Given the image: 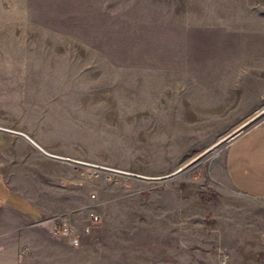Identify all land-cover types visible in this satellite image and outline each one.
<instances>
[{
    "label": "rangeland",
    "instance_id": "1",
    "mask_svg": "<svg viewBox=\"0 0 264 264\" xmlns=\"http://www.w3.org/2000/svg\"><path fill=\"white\" fill-rule=\"evenodd\" d=\"M144 1L0 0V126L148 176L199 157L165 181L69 163L105 264H264V209L225 206L223 173V139L264 109V0Z\"/></svg>",
    "mask_w": 264,
    "mask_h": 264
},
{
    "label": "crops",
    "instance_id": "2",
    "mask_svg": "<svg viewBox=\"0 0 264 264\" xmlns=\"http://www.w3.org/2000/svg\"><path fill=\"white\" fill-rule=\"evenodd\" d=\"M149 1L128 4H167ZM72 170L71 164L0 131V264H105L103 249L94 251L91 246L92 225L86 231V225L72 218L84 208L73 205ZM223 173L232 189L225 206L264 209V119L230 141ZM61 221L79 229V245L71 242L72 236L53 235L54 225ZM227 238L224 246L229 249L233 241L231 235ZM218 260L217 255L211 257L213 262ZM249 261L256 262L248 253L228 252L222 259L224 264Z\"/></svg>",
    "mask_w": 264,
    "mask_h": 264
},
{
    "label": "water",
    "instance_id": "3",
    "mask_svg": "<svg viewBox=\"0 0 264 264\" xmlns=\"http://www.w3.org/2000/svg\"><path fill=\"white\" fill-rule=\"evenodd\" d=\"M263 119H264V109H262L260 112L256 113L254 116H252L251 118L246 120L239 127H237L235 130H233L231 133H229L223 139V142H227V141L233 140L234 138L239 136L241 133H243L247 129L253 127L254 125L259 123ZM0 131H2L4 133L14 134V135H18V136L23 137L29 143H31L37 150H39L42 154H44V155H46L48 157L54 158V159L62 160V161H65V162H68V163H72V164H80V165L91 166V167H95V168H98V169H102V170H106V171H113V172H117V173H120V174H123V175H128V176H132V177H136V178H140V179L151 180V181H165V180H168V179L174 177L175 175L181 173L183 170H185L188 166L193 164L199 158V157H196L195 159L187 162L186 164H184L183 166L179 167L177 170H175V171H173V172H171L169 174L162 175V176H148V175L138 174V173H134V172H129V171H125V170H120V169H116V168H112V167H107V166H103V165H99V164H95V163L82 161V160H78V159L71 158V157H68V156H63V155L51 153V152L47 151L45 148H43L39 143H37L28 134H26V133H24L22 131H18V130L11 129V128L4 127V126H0Z\"/></svg>",
    "mask_w": 264,
    "mask_h": 264
},
{
    "label": "built area",
    "instance_id": "4",
    "mask_svg": "<svg viewBox=\"0 0 264 264\" xmlns=\"http://www.w3.org/2000/svg\"><path fill=\"white\" fill-rule=\"evenodd\" d=\"M90 218L92 222H98L100 217L98 214L91 213ZM86 231H89L88 227L86 228ZM52 233L54 236H72L73 239L71 242L75 245L80 244L79 229L66 221L56 223L52 229Z\"/></svg>",
    "mask_w": 264,
    "mask_h": 264
}]
</instances>
